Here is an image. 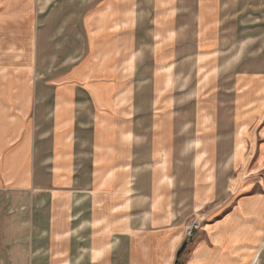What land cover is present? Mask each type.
<instances>
[{"label":"crops","instance_id":"crops-1","mask_svg":"<svg viewBox=\"0 0 264 264\" xmlns=\"http://www.w3.org/2000/svg\"><path fill=\"white\" fill-rule=\"evenodd\" d=\"M184 245L264 264V0H0V264Z\"/></svg>","mask_w":264,"mask_h":264},{"label":"built area","instance_id":"built-area-1","mask_svg":"<svg viewBox=\"0 0 264 264\" xmlns=\"http://www.w3.org/2000/svg\"><path fill=\"white\" fill-rule=\"evenodd\" d=\"M200 229V224H198L196 221H193L192 223L189 224V226L186 229V237L187 238H192L194 236L195 231Z\"/></svg>","mask_w":264,"mask_h":264},{"label":"trees","instance_id":"trees-1","mask_svg":"<svg viewBox=\"0 0 264 264\" xmlns=\"http://www.w3.org/2000/svg\"><path fill=\"white\" fill-rule=\"evenodd\" d=\"M186 254V245H184L177 254L176 264H182L181 261L185 258Z\"/></svg>","mask_w":264,"mask_h":264},{"label":"rangeland","instance_id":"rangeland-1","mask_svg":"<svg viewBox=\"0 0 264 264\" xmlns=\"http://www.w3.org/2000/svg\"><path fill=\"white\" fill-rule=\"evenodd\" d=\"M4 89H6V88H4ZM193 221H194V220H193ZM193 221H192V222H193ZM192 222H191V223H192ZM197 223H198V222H197ZM198 224H200V223H198Z\"/></svg>","mask_w":264,"mask_h":264}]
</instances>
